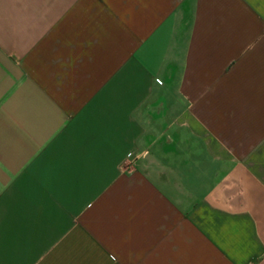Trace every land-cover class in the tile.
Segmentation results:
<instances>
[{
    "label": "crops",
    "instance_id": "crops-1",
    "mask_svg": "<svg viewBox=\"0 0 264 264\" xmlns=\"http://www.w3.org/2000/svg\"><path fill=\"white\" fill-rule=\"evenodd\" d=\"M0 264H264V0H0Z\"/></svg>",
    "mask_w": 264,
    "mask_h": 264
},
{
    "label": "built area",
    "instance_id": "built-area-1",
    "mask_svg": "<svg viewBox=\"0 0 264 264\" xmlns=\"http://www.w3.org/2000/svg\"><path fill=\"white\" fill-rule=\"evenodd\" d=\"M158 82L160 83V80Z\"/></svg>",
    "mask_w": 264,
    "mask_h": 264
}]
</instances>
